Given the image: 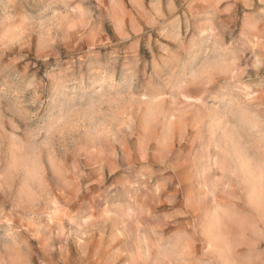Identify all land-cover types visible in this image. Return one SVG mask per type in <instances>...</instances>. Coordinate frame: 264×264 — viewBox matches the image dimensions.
Here are the masks:
<instances>
[{
  "label": "rangeland",
  "instance_id": "1",
  "mask_svg": "<svg viewBox=\"0 0 264 264\" xmlns=\"http://www.w3.org/2000/svg\"><path fill=\"white\" fill-rule=\"evenodd\" d=\"M0 264H264V0H0Z\"/></svg>",
  "mask_w": 264,
  "mask_h": 264
}]
</instances>
